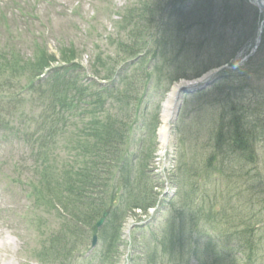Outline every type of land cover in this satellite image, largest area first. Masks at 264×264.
<instances>
[{
  "label": "rangeland",
  "instance_id": "1",
  "mask_svg": "<svg viewBox=\"0 0 264 264\" xmlns=\"http://www.w3.org/2000/svg\"><path fill=\"white\" fill-rule=\"evenodd\" d=\"M221 1L194 0L191 13L188 0H71L68 4H64L66 0H49L38 10L36 7L41 5L33 8V21H30L31 16H19L16 30L10 27L12 37L7 33L11 30L0 26V80L8 69L5 63L12 61L10 55H17L13 60H22L18 64L24 66L42 64L38 68V74H41L46 65L32 57L29 42L23 41L24 35L29 31L41 37L55 33L56 42L47 46L49 54L43 57L53 55L58 63L73 61L81 64L84 73L99 83L96 89L102 90L107 98L99 114V130L112 132L118 139L124 134L123 125L133 122L132 142L125 143L124 153L137 154V148L151 142L154 146L143 160L147 165L143 173L130 169L139 174L131 178L124 170L123 175L115 177L106 169H97L94 163L107 157L105 149L96 152L97 142L91 135L78 146L80 138L77 136L81 135L75 134L67 125L38 153V162L48 159V166L54 171L51 176L32 171L14 172L9 185H1L0 256L5 253L10 256L5 257L4 264H80L81 258H92L94 264H130V259L137 254L142 253L145 257L146 249L152 243L159 245L163 241L167 242V247L154 250L168 257L170 264H234L226 256L230 258L239 246L252 247L255 251L259 248L258 234L250 237L247 230L260 228L261 224H256L260 216L264 220V44L258 57L239 65L236 70L239 61L232 57L228 61L229 67L223 69L219 87L237 88L244 98L253 102L249 106V110L255 109L251 121H242L243 136L247 141L232 144L227 135V122H221L215 107L206 105L205 100L213 98L211 91L204 98L192 96L182 100L178 132L179 140L184 143L181 152L184 161L179 163L178 170L168 169L173 167L168 159L157 156L160 149L158 134L154 133L152 141V127L158 121V128L161 126L158 107L167 85L169 88L181 85L184 76L202 72L207 64L194 65L197 53L202 56L204 51L198 47L191 49L194 44L191 23L199 16V9L213 8L214 14L218 11L221 21L226 15L219 12V6L226 5L229 9L226 14L236 15L240 22L249 23L250 28L257 24L249 18L247 21L240 12L241 0ZM246 2L252 5V0ZM142 8L147 10L138 12ZM93 13L97 17L102 14L105 19L101 21ZM36 14L42 17V23ZM139 22L142 23L140 27ZM222 32L226 40L232 39L230 45L239 35L237 26H225ZM14 37L18 41H13ZM254 43L255 36L242 45L238 43L241 46L236 49L250 55ZM223 54L229 55V51L225 50ZM209 59L221 62L216 53L209 55ZM256 60L262 63H253ZM236 74L242 77H236ZM147 80L150 90L143 101L145 107L126 112L123 105L138 103L140 98L139 87L134 92L129 84H142L143 91L146 85L143 81ZM174 80L177 84H171ZM22 83H26V78ZM17 89L20 86L17 85ZM13 91L7 84L1 99L11 103L9 93ZM21 111L29 113L31 109L26 104ZM15 119L10 118L0 129V144L5 150L0 151V163L6 160L7 167L12 157V161L18 159L20 170H27V156L24 153L19 156V147L23 149L24 145L17 141L12 131ZM74 124L81 125L79 122ZM248 140L253 143L248 144ZM7 148L11 151L10 156ZM248 154L255 156L252 166L247 162ZM163 165L172 175V182L164 183L158 178L156 173H161L163 178L168 176ZM180 172L184 181L178 179ZM59 174H64L61 181ZM40 179H44L42 187L41 182L37 185L40 194L34 186L26 188L24 185ZM63 182L64 186L72 183L71 196L66 197L68 202L64 201ZM168 202L180 204V208L178 205L175 208L182 212L179 221L175 220V227L163 234L162 227L170 217ZM183 203L188 206L186 209L181 208ZM100 207H104V211L98 216L96 211ZM152 209L154 212L149 215ZM161 216L163 219L159 221ZM101 219L102 225L96 228L95 222ZM215 219L220 226L216 231V227H212ZM209 230L218 240L217 246L209 247L210 251L203 243ZM103 236H108L107 243L102 242ZM93 237L96 244L92 248ZM192 240L197 244L192 245ZM263 249L245 258L244 264L255 261ZM236 256L238 258L239 254Z\"/></svg>",
  "mask_w": 264,
  "mask_h": 264
},
{
  "label": "trees",
  "instance_id": "2",
  "mask_svg": "<svg viewBox=\"0 0 264 264\" xmlns=\"http://www.w3.org/2000/svg\"><path fill=\"white\" fill-rule=\"evenodd\" d=\"M200 29H201V33L197 34L196 43H195V45H191V49H196L197 47L200 49L202 47V43L207 40L203 34L204 30H207V29H203L201 27H200ZM209 43H210V41L207 44H209ZM237 130H238L237 127H235V131H237ZM94 135H95V138L99 141L98 144L102 145V148L105 149L107 156H110L111 154H117V150H116L117 138L114 137L112 132L108 133V131L99 130V128H98L94 132ZM242 139L243 138L240 135L239 141L241 142ZM111 167H112V163H111V161H109V164H107L105 166V168L110 169Z\"/></svg>",
  "mask_w": 264,
  "mask_h": 264
},
{
  "label": "bare ground",
  "instance_id": "3",
  "mask_svg": "<svg viewBox=\"0 0 264 264\" xmlns=\"http://www.w3.org/2000/svg\"><path fill=\"white\" fill-rule=\"evenodd\" d=\"M178 88H179L178 86H174L171 89L163 108V112L161 115L162 127L159 129V139L161 143H164L165 141V138L167 136L168 124L175 113Z\"/></svg>",
  "mask_w": 264,
  "mask_h": 264
}]
</instances>
